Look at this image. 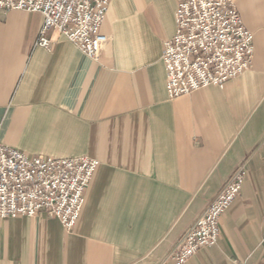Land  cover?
I'll use <instances>...</instances> for the list:
<instances>
[{"label":"crops","instance_id":"crops-1","mask_svg":"<svg viewBox=\"0 0 264 264\" xmlns=\"http://www.w3.org/2000/svg\"><path fill=\"white\" fill-rule=\"evenodd\" d=\"M251 68L171 98L163 44L175 0H112L92 58L40 13L0 8V142L98 166L71 230L47 212L0 218V264H165L235 170L218 242L186 264H264V0H234Z\"/></svg>","mask_w":264,"mask_h":264},{"label":"built area","instance_id":"built-area-1","mask_svg":"<svg viewBox=\"0 0 264 264\" xmlns=\"http://www.w3.org/2000/svg\"><path fill=\"white\" fill-rule=\"evenodd\" d=\"M112 0H0V8L40 13L37 45L49 48L57 29L84 53L98 58L108 42L102 31ZM176 33L164 41L166 87L171 98L208 85L222 86L251 68L254 34L234 0H175ZM98 166L88 155H28L0 142V218L47 212L67 230L77 222L85 191ZM246 178L238 167L203 214L184 233L165 264H186L218 242L221 217L240 196Z\"/></svg>","mask_w":264,"mask_h":264}]
</instances>
